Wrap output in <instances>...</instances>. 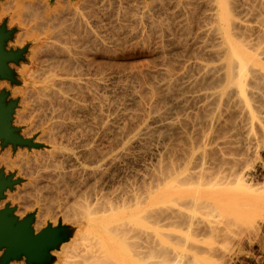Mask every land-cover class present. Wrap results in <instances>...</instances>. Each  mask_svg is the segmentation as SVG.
<instances>
[{
	"label": "bare ground",
	"instance_id": "1",
	"mask_svg": "<svg viewBox=\"0 0 264 264\" xmlns=\"http://www.w3.org/2000/svg\"><path fill=\"white\" fill-rule=\"evenodd\" d=\"M41 1L43 0H29L22 3L18 0H14L10 8L18 10L20 14L22 13L23 16L25 15L27 20L34 21L36 23V27H38L37 30H44V32L40 33L41 36L44 34V37L42 36L44 39L41 40L34 49H32L35 50V53L36 51L38 53L36 57L32 56V59H34L35 62L37 61V65L40 66L39 68H36L34 72L32 69V72H29L30 86L27 87L25 84L27 88L23 89V103L26 104V109L27 111H30V115L34 114V118L38 116V121L36 122H39V125V119L42 120V118H40L39 114L35 113L39 111H42L41 113H43V110L45 108H48L52 111L50 122L47 124L48 126L44 133L50 139V141L52 140L54 143L58 144L60 150H56V147L54 146L55 149L53 151L50 150L52 152H49V156L47 155L48 158L46 157V159L45 157H43V159L45 158L46 160H40L37 158H34L35 160L28 159V161L26 162H24L23 160L24 163L22 162V169L25 175L28 177L29 184L32 186V188L41 187L43 189H46V191L50 188H62L59 193L57 190V193L55 192V194H59L60 198L62 197V195H65L64 198L66 197L64 200L67 201V203H64L62 201L63 198L62 200L59 199V201H57L55 200V196H53V200L55 201H53L52 198L48 199L50 200V203L46 207L48 211H53V209L57 206V208L55 209L57 211L58 209H60L61 215L59 216V218L61 223L69 221L73 224V227L68 224L70 233L66 230V228H62L61 225L60 227H54L57 231L53 232V234L51 235V239L49 240L52 243V246L55 245V247H60L62 245L63 239H66L64 244L71 241L66 244L67 248L68 246L71 247V250L63 253L61 252V256L57 254L56 256L59 255L60 260L57 263V259H52V261L54 262L53 264H187L188 262L183 261L186 260L187 257L185 258L184 256H181V254H179L180 252H172L171 248L167 247L164 244L168 243L167 241L165 242L164 240V243L160 241V237L158 238L159 232L163 229L185 232L187 233V238H185V241H188L191 235L204 236L212 233L214 234V232L218 228V225L216 226V223L218 222H215L214 219H217L223 213V210L226 211L228 208L229 210H233L234 207L236 209L237 206H243L242 204H244V201L249 200L251 195L256 190H254L251 185H248L247 180L249 179L250 175L248 176V178H246L248 175V166L246 164V161L244 162L242 156L246 152L251 151L252 145H254V141L258 139L259 134H261V136H264V0H189V2L186 3V5L191 6L190 4L192 3V1H196V3H199L198 1H200L205 8L204 11L202 8V16L199 15L201 18L200 20H198L199 22L197 24L198 32L194 37V43L196 45V47H194L195 51L193 50L194 53L191 56L190 60H188V57V61L186 60L187 62L185 63L178 62V64L175 65L168 64L166 68L164 67L165 69H163V71L159 74V80L157 78L158 82L156 81L157 83H152L153 85L149 87L147 86L146 88H144V86V89L142 90L143 92L140 90L142 92V95L139 96L138 101L136 100V108L134 107L136 111L133 110L134 113L132 112L131 115L129 114L131 118L129 129L127 128L128 130H124L123 132L120 131V134L122 136H128L129 139L128 141H126V138V143L124 142L125 145L122 146L123 148H117L119 146L118 145L116 148L119 149V151L115 150L116 152L113 150L115 149L113 148L114 146L111 148L102 149L103 147L100 148L95 144L96 140H94L93 142L88 139V130L87 133L84 134L85 132H82L83 128L82 130L80 129L82 125L81 121H79L80 119L76 121H74L73 119L71 120V122L73 121V123L70 124H72L73 126L71 125L72 127L70 128H72L71 130H73V132H71L70 129L69 131L71 133L67 130L71 135L67 134L69 135V137L67 136L68 138L66 144L62 142V138H66L65 135L67 131H64L65 135H62L61 131L63 129L65 130V127L67 128V125L66 123L58 121L57 119L62 116L63 112H68L69 110L80 112L84 107L81 105V103H83V100L81 102V93H84L85 87L82 85L81 80L79 78H76V76H79L83 73L81 71L83 69H81L82 66L80 67L81 64H79V51L76 52L77 49L74 47L78 44L77 39L78 37H80L75 33H77V31L85 32L84 29L86 28V25L81 21H78L77 16L71 14L72 12L68 9V11H63L62 9L49 10V8L47 7L48 5L46 6V4H42L43 2L41 3ZM67 1L69 2V0ZM173 1L174 0H172V2ZM89 2H91V0ZM130 6L132 8L133 5ZM195 8H197L196 5ZM167 9L168 11L170 10L168 8V4ZM77 10H79L78 6ZM77 10L75 11L77 12ZM174 11L176 12V10ZM5 12L6 11L3 10V13ZM91 13L94 14V12ZM179 13L181 12L179 11ZM124 14L122 18L124 17ZM138 14H135L136 17H138ZM165 14L166 13H164V15ZM175 15L176 14L174 13V17ZM196 16L198 17L197 14ZM148 17L150 18V16ZM159 17L162 16L160 15ZM197 17L195 19H197ZM154 18L158 19V17ZM134 19L135 21L137 20V18ZM140 20H142V18ZM117 21L119 20L117 19ZM142 22L144 23L143 20ZM152 22V28L157 30L156 33H160V37L163 38V36H165V31L163 30L165 26H163V23L159 24L157 22H154L153 19ZM139 25L141 24L139 23ZM129 26H131V24ZM168 26L169 24L167 25V27ZM115 28H117V25ZM81 29L82 31H80ZM173 29L170 30L173 32ZM86 31L88 32L87 29ZM151 31L153 32V30ZM192 32L193 31H191V33ZM149 33L150 35L152 34L151 32ZM87 35L89 37V35L92 34L88 33ZM30 36L32 37V34ZM75 36H77V38H75ZM142 36L145 35L142 34ZM83 37L84 36H82L80 39H82ZM94 37L96 38V36ZM167 37H169L168 39H170L171 36ZM190 37L192 38V36ZM37 41H39V38ZM81 42L84 44L83 41ZM171 42L166 39L164 43L162 42L161 50L156 49L159 48L158 45V47H152V49H156L158 50V52L160 50L162 54H167L169 53L168 48ZM4 43L6 44V40L3 41V46L1 47L2 50H5ZM82 43L81 46H84ZM189 43H187L186 41V44ZM20 44H22V42ZM178 44H183L180 43V39L177 42V45ZM78 45L80 46V44ZM101 45H103V43ZM107 45L108 44H106L104 50L107 48ZM85 48L81 50L84 51ZM89 49L91 51L93 48ZM179 54L180 53H178V55ZM188 55H190V53ZM40 56H42V58H40ZM86 56L87 55H85L84 57ZM152 56L154 57V55ZM101 57H103V55ZM93 58L92 60H94ZM167 58L164 57V59L162 58L161 60H163L164 62L166 61L167 63ZM96 59L97 58H95L94 61H96ZM149 59L151 58H148V60ZM155 59L156 57L154 58V60ZM87 60H90V58ZM2 63L5 66L6 63L8 64V61H2ZM134 68L137 67L134 66ZM154 70L156 71V69ZM19 74H21V71ZM86 74L87 73H85V76ZM124 75H126V73ZM83 77L81 78L83 79ZM86 77L85 80L87 79ZM82 81L83 83H86L84 82V79ZM88 83L85 85H88ZM99 85L97 86L100 87ZM120 87H122V85ZM90 90L91 89H89V93ZM135 90H137V88ZM83 98L86 99L85 97ZM117 99L119 100V98ZM88 100L86 99L85 101ZM118 102L120 103V100ZM114 106H116V104ZM119 108L118 110H120ZM131 109H133L132 106ZM24 112L26 113V111ZM75 114L76 113H74L73 116ZM22 115L25 116V114ZM13 116L15 115L13 114ZM46 116H48V113L46 114ZM44 119L45 118L43 116V121L45 122ZM19 120L21 121V119ZM96 120L100 121V119ZM36 122L35 124L37 125ZM109 122H112V120ZM88 126L86 127L88 128ZM42 127L44 126L42 125ZM39 128H41V126ZM95 131L97 130L95 129ZM29 136H31V134ZM261 136L258 139L259 141L261 139ZM59 137H61V141H59ZM69 138L70 140L73 139L75 141L76 139H78L80 141L79 143H76V146L75 144H71L70 141L68 142ZM161 138L162 140H169V143L167 142V145H169L167 146L165 144L167 148H164L166 149L168 159L165 160V157H162L164 159L159 158L160 160L156 165L157 168L155 167L154 170L152 167V169L154 170L152 173L146 172L140 177L138 176L139 178L134 181H125V183H116V185L113 184L111 189L109 190H105L102 187L104 178L108 176L110 168H112L113 164H115L118 160H122L123 158H127V160L129 159L128 157L131 156L130 148L131 146H133L132 143L137 144V142L141 140L148 142L151 140L156 141L160 140ZM262 139H264V137ZM113 141L111 144H113ZM149 143L147 144L149 145ZM142 146L144 145L142 144ZM156 146H158V144H156ZM159 146L161 145L159 144ZM77 150L78 152H80V156L78 153H76ZM154 153H156V150ZM161 155L162 154H160V156ZM75 160H79V163L75 162L76 165L70 164L71 167L67 166L68 163L65 165L66 162L70 163L72 161L71 163H73V161ZM89 180H94V182L90 184L88 182ZM29 184L28 186H30ZM82 184H84L85 186L84 190L81 192V194L77 192V194L79 195L78 197L76 196L77 198L75 197L76 200L72 203L69 202L70 204H68V197L76 195L75 193L77 188ZM71 186H76V188L74 189V187ZM36 192L35 194H37ZM41 192L45 191L43 190ZM49 192L52 195L51 190ZM48 195L49 194H47L46 196ZM51 195L49 196L51 197ZM41 196H43L42 193L39 197ZM39 197L38 200L40 202H43V198L41 200L39 199ZM46 203H43L41 207V205H39L40 203L37 201L36 206L38 207L39 212L43 211L44 204L46 205ZM219 219L221 218L219 217ZM61 223L59 222V224ZM154 232H158V234H154ZM160 233L163 234V232ZM165 233L164 235L167 234ZM68 236H70V240L68 239ZM73 236L75 237L73 238ZM48 248L45 249L47 253ZM213 251L210 250V256L214 255ZM44 257H46V255H44ZM200 261L201 260L194 258L192 260V263L190 264H200ZM8 262H10V260H6V262L3 261L2 264H7Z\"/></svg>",
	"mask_w": 264,
	"mask_h": 264
},
{
	"label": "rangeland",
	"instance_id": "2",
	"mask_svg": "<svg viewBox=\"0 0 264 264\" xmlns=\"http://www.w3.org/2000/svg\"><path fill=\"white\" fill-rule=\"evenodd\" d=\"M13 1L14 0H12V1L11 0H0V13H1V15H0V33L3 32L2 33V37H3L2 46H3V41L6 40V44L4 43V49L5 50H3V53H5V55L7 57L6 62L8 61V64L6 63L5 67L2 69V71H0V84L2 85L4 83L2 86L0 85V106H4V107H6V109L9 107L7 109L6 119H7V123H8V128L10 129L14 138L16 139L13 141L12 140H6L5 141L4 138H0V158H1L0 159V181L6 182V187L3 189L2 193H1L2 195L0 197V212L8 210L9 211V218L15 220L16 225L23 224V223L27 222V224H28L27 228L33 234V236H38L47 230H52L55 232L57 230H55L54 227H60V225L62 228H66V230L70 233V231H69L70 228L68 227V224L71 225L72 227H73V224L69 221L68 222L65 221V222L61 223L60 218H59V216L61 215L60 209H58V211H57L55 209V208H57V206L53 209V211H48L46 209L47 205H49V203H50V200H48V199L52 198V200H53L54 199L53 196H55V200L59 201V199L62 200V198H63L62 201L64 203L65 202L67 203V201L64 200L66 198V197L64 198L65 195H62V197L60 198L59 194H55V192L57 193V190L59 193L62 188H60V189H57V188L51 189L50 188L49 190L47 189V191H46V189H43L41 187L32 188V186L29 184L28 177L25 175V173L22 169L23 160H24V162L28 161V159L29 160H35L36 158L40 159V160H46L48 158L47 155L49 156V152H52L55 149V147H56V150H58V151L60 149L58 147V144L54 143L52 140L50 141V139L44 133L45 130L47 129V126H48L47 124L50 122V117H51L52 111L49 110L48 108H45L46 110L44 109L45 112L48 111L47 112L48 116H46L47 113H45L44 110H43V113H41L42 111H39L40 113L39 112L35 113V114H39L40 118H42V120L39 119V121H40V125H39V122L38 123L36 122V121H38V116L36 118H34L35 117L34 114L30 115V111L29 110L27 111V109H26L27 108L26 104L23 103V98H24L23 89L30 86L29 85V79H30L29 72H32L31 69L34 72L35 69L39 68V66H40V65H37V63H36L37 61L35 62V60L32 59V56L36 57L38 54L37 51L35 53L34 52L35 50H32V49H34L39 44V42L44 39L43 38L44 34L42 33L43 37L40 34L41 32H44V30L38 29L39 30V32H38V30H37L38 27H36V23L34 21L27 20L25 15L23 16L22 13L20 14V12L18 10L14 9V8L13 9L10 8ZM18 1L24 3V2L29 1V0H18ZM63 1H64V3H63ZM63 1L62 0H53V1L52 0H47V1L43 0V1H41V3L43 2L42 4H46V6L48 5L47 7L49 8V10L62 9L63 11H68V10L71 11L72 13L71 12L70 13L76 15L78 18V21H81L83 24H85L86 28L84 29L85 32L77 31V33H75L77 36H80L77 39V41H78L77 43L80 44V46L77 44L74 47L77 49L76 52L79 51V55H78V53H77V55H78V58L79 57L81 58V59L79 58V60H80L79 64H81L80 67L82 66L81 69H83V70H81L83 73L80 74L79 76H76V78L77 79L79 78L81 80L82 85L85 87L84 93L83 94L81 93V96H82L81 102L83 100V103H81V105L84 107L80 112L79 111L75 112L72 110L71 111L69 110L68 112H63L62 116H60L59 119H57L58 121L66 123L67 128H68L67 129L65 127V130L63 129L61 131L62 135L67 130L69 131V129L71 132H73V130H71L72 128H70L73 126L72 124H70V123H73V121L71 122L72 119L74 121L80 119L79 121H81V124L83 126L81 125V128L80 127L79 128L81 130L83 128L82 132L83 133L85 132L84 134H86L87 130H88V133H87L88 139H90L93 142H94V140H96V141L98 140L97 142L95 141V144L97 146H99L100 148L103 147L102 149L111 148L114 146L113 148H115V149H113V148L112 149L114 151L115 150L119 151V149H117V148H120V149L123 148L122 146H124L126 141H128V139H129L128 136L127 137L122 136L120 134V131L123 132L124 130L129 129V124L131 121L130 115L132 114V112L134 113V111H136V109H135L136 108V100L138 101L139 96L142 95V92H143L142 90L144 88H146L147 86L149 87V86L157 83L158 82L157 78L159 77V74L163 71V69L166 68V66L168 64L175 65V64H178V62H184L185 63L188 60H190L191 56L193 55V53L195 51L194 47H196V45L194 43V41H195L194 37H195L196 33L198 32V29H197L198 25L197 24L199 22L198 20H200V18H201L200 16H202V13L205 9L204 5H202V3L200 1H198L200 4L196 3V1H194V2L192 1V3L190 1V3H191L190 5L192 6L191 7L189 5H186V3L189 2V0L188 1L187 0H184V1L183 0L182 1L181 0H176V1L174 0L173 2H172V0H91V2H89L90 0H69V2L67 0H63ZM159 1H160V3H159ZM67 2L70 3L71 6ZM167 4H168V8L170 9L169 11H171V12L168 11ZM130 5H133L132 8ZM165 5H166V8H165ZM195 5L197 8H195ZM77 6L79 7V10H77ZM180 7L182 8V10ZM64 8H66V9H64ZM120 8H122V9H120ZM184 8H185V12H184ZM202 8H203V11H202ZM156 9H157V11H156ZM166 9H167V11H166ZM198 9H199V11H198ZM3 10L6 12L3 13ZM75 10H77V12ZM163 10H165V11H163ZM174 10H176L177 13ZM179 11L182 14L179 13ZM91 12H94L95 15ZM98 12H99V14H98ZM126 12H129V13H126ZM141 12H143L144 14ZM124 13L126 14V16ZM164 13H166L167 15L165 14L166 15L165 16ZM174 13L176 14L175 15L176 18L174 17ZM113 14H114V16H113ZM123 14H124V17L122 18ZM135 14L136 15L138 14V17H136ZM159 14L162 17H159L160 16ZM191 14H193V15H191ZM196 14L198 15V17L196 16ZM95 16H97V17H95ZM120 16H121V18H120ZM148 16H150V18ZM152 16L158 17V19L154 18ZM196 17H197V19H195ZM14 18H16V19H14ZM17 18H18V20H17ZM134 18H137V20L135 21ZM141 18L144 21V23L142 22V20H140ZM164 18H166L167 20ZM190 18L192 19V21ZM117 19L119 21H117ZM152 19L154 22H157L159 24L163 23V26H165L163 29L165 31L164 32L165 36H163L164 39L162 37H160V33H158V32L156 33L157 30L152 28V26H151V24H153ZM154 19H157V20H154ZM175 19H176V21H175ZM146 20H148L149 22ZM158 20H160V21H158ZM183 20H185V21H183ZM193 20H194V22H193ZM12 21H13V24H12ZM18 22L20 24L21 23L22 24L20 25ZM118 22H120V23H118ZM131 22H134V23H131ZM138 22L141 25H139ZM167 22L169 24L168 27H167V25H168ZM170 23H171V26H170ZM23 24H25V25H23ZM119 24H121V25H119ZM130 24H131V26H129ZM164 24H166V25H164ZM181 24H183V25H181ZM191 24H192V26H191ZM116 25H117V28H115ZM120 26H121V28H120ZM136 26H139V27L141 26V27L139 28ZM126 27H128V28H126ZM174 27H176V28H174ZM181 27H183V28H181ZM184 27L187 29H185ZM136 28H138V29H136ZM142 28H143V30H142ZM86 29L88 30V32L86 31ZM144 29H146V30H144ZM170 29L171 30L173 29L174 31L172 32ZM133 30H135V31H133ZM151 30H153V32ZM36 31L38 32V35H37ZM80 31H82V29ZM186 31H187V33H186ZM191 31H193V32L191 33ZM149 32H151L152 34L150 35ZM88 33L92 34V35H89V37H88V35H87ZM128 33H129V35H128ZM31 34H32V37L30 36ZM142 34L145 36H142ZM158 34H159V36H158ZM86 35H87V37H86ZM130 35H132V36H130ZM77 36H75V38H77ZM82 36H84V37L82 39H80ZM94 36H96V38ZM167 36H171L170 39H168L169 37H167ZM190 36H192L193 39ZM100 37H101V39H100ZM127 37H128V40H127ZM133 37H134V39H133ZM29 38H31V39H29ZM38 38H39V41H37ZM166 39L169 40L170 42L172 41L170 44L172 46L169 45V48H168L169 53L162 54V52L160 51L162 48V42L164 43V41ZM179 39H180V43H183L182 45H179V44L177 45V42L179 41ZM183 39H184V41H183ZM188 40L190 41V43ZM81 41H83L84 44ZM91 41H92V43H91ZM96 41H98V42H96ZM186 41L189 44H186ZM21 42H22V44H20ZM191 42H192V44H191ZM81 43L84 46H81ZM102 43H103V45H101ZM13 44H14V46H13ZM106 44H108L107 48L109 50L107 48H106L107 50L106 49L104 50V48L106 47ZM98 45H100V46H98ZM157 45L159 46V48H156V47H158ZM97 47H99V48H97ZM152 47L153 48L155 47L156 49H160L159 52L156 49L155 50L152 49ZM83 48H85L84 51H86V52L81 50ZM89 48H93V49L90 51ZM95 49H96V51H95ZM112 50H114V51H112ZM175 51H176V53H175ZM109 52L111 53V55ZM170 52H172V53H170ZM178 53H180V54L178 55ZM189 53H190V55H188ZM84 54L87 56L84 57L85 56ZM175 54H177V55H175ZM95 55H97V56H95ZM102 55H103V57H101ZM104 55H106V56H104ZM152 55H154V57ZM171 55H173L174 58ZM81 56H83V57H81ZM89 56H91V57H89ZM87 57H89L90 60H87V59H89ZM155 57H156V59L154 60ZM164 57H166V58L168 57L166 60L169 63L168 62L166 63V61L164 62L163 60H161L162 58L164 59ZM188 57H189V59H188ZM40 58H42V56H40ZM92 58L94 60H95V58H97V59H96V61H94V60H92ZM148 58H151V59L148 60ZM184 58H185V60H184ZM31 60H32V62H31ZM114 60L115 61L117 60L116 61L117 64L115 63ZM174 60H175V62H174ZM191 61H193V60H191ZM92 62H94V63H92ZM96 62H97V64H96ZM87 64L90 66V68ZM153 64H155V65H153ZM158 65H160V66H158ZM86 66L88 67V70H87ZM134 66L137 67L138 69L134 68ZM156 66L158 67V69ZM93 67H94V69H93ZM154 69H156V71ZM140 70H141V72H140ZM20 71H21V74H19ZM130 71L133 74H131ZM24 72H26V73H24ZM128 72H129V74H128ZM85 73H87L86 74L87 77L85 76ZM125 73H126V75H124ZM131 75H134V76H131ZM137 75H138V77H137ZM140 75H142L143 77ZM148 75L150 78L148 77ZM23 77L24 78L27 77V78L24 79ZM81 77H83L84 82H86V83H83V81H82L83 79ZM85 77L87 78L86 80H85ZM126 78H127V80H126ZM90 80H92V81H90ZM93 80L94 81L97 80V81L94 82ZM150 80H151V82H150ZM152 80H153V82H152ZM158 80H159V78H158ZM142 82H143V84H142ZM87 83H88L89 87H88V85H85ZM131 83H132V85H131ZM146 83L147 84L150 83V84L147 85ZM25 84L27 87L25 86ZM93 84L96 86L100 84L99 85L100 87H98V86L96 87ZM121 85H122V87H120ZM123 85H124L125 89H124ZM126 86H127V88H126ZM19 87H21V88H19ZM97 88H100V89H97ZM136 88H137V90H135ZM140 88H142V89H140ZM89 89H91L90 93H89ZM96 89L99 91H97ZM127 90H129V91H127ZM93 91H94V93H93ZM125 92H126V94H125ZM15 93H16V95H15ZM137 93H139V94H137ZM131 94H133V95H131ZM129 95H130V97H129ZM81 96H80V98H81ZM83 97H85L87 100L88 99L89 100L85 101L86 99H84ZM120 97L122 98V100ZM117 98H119L121 104L118 102L119 100ZM96 99H97V101H96ZM84 101H85V104H84ZM131 101H132V103H131ZM96 102H98V103H96ZM100 103H101V105H100ZM115 104H116V106H114ZM101 106H102V108H101ZM131 106L133 109H131ZM119 107H121V108H119ZM118 108L120 110H118ZM24 111H26V113L28 115ZM82 111H84V112H82ZM66 113H68L69 115L71 113L72 116L71 115L69 116ZM74 113H76L75 114L76 116L75 115L73 116ZM77 113H79V114H77ZM13 114L15 116H13ZM22 114H25L26 117ZM63 115L66 118H64ZM28 116H29V118H28ZM43 116L45 118L44 119L45 122L43 121ZM60 118H62V119H60ZM19 119H21V121ZM96 119H100V121L96 120ZM18 120H19V122H18ZM65 120L66 121L68 120V121L66 122ZM102 120H103V122H102ZM111 120L114 123L109 122ZM35 122L37 123V125L35 124ZM13 123H14V125H13ZM18 123H21V124H18ZM42 125L44 127H42ZM110 125H111V127H110ZM36 126H37V128H39L41 126V128L37 129ZM84 126H85V128H84ZM86 126H88V128L90 130ZM91 126L93 129L91 128ZM34 127L36 128V130ZM107 128H109V129H107ZM15 129H17V130H15ZM95 129L97 131H95ZM93 130H94V132H93ZM103 130L104 131L106 130L105 131L106 133ZM31 131H33V132H31ZM118 131H119V133H118ZM67 132H66V135L64 134L66 136V138L65 137L62 138L63 139L62 142L64 144H66L67 138L69 137V135H71L70 134L71 132L70 133L69 132L67 133ZM132 132H133V130H132ZM24 133H26V134H24ZM104 133H105V135H104ZM30 134H31V136H29ZM67 134H69V135H67ZM259 135L261 136V134H259ZM259 135H258V139L260 138ZM89 136H90V138H89ZM103 136H105V137H103ZM120 136H122V137H120ZM91 137L93 140L91 139ZM263 137L264 136H261V139ZM102 138H104V139H102ZM126 138H127V140H126ZM258 139H256L254 141V143L252 142L254 145H252L251 151L246 152L242 156L244 159V162L246 161V164L248 166V170H247L248 175L246 178H248V176L250 175L249 179L248 180L246 179L248 182V185H251V187L254 188V190L255 189L256 190L251 195L249 200L244 201V204H242L243 206H241V207L237 206L236 209L234 207L233 210L232 209L229 210V208H228L226 210L227 212L225 210H223L222 211L223 213L219 216L221 219H219V217L217 219H214L215 222H218V223H216V226L218 225L217 226L218 230L216 229L217 232L215 231L214 234L212 233V234H208V235H204V236H202V235L192 236L191 235L189 237L188 241H185L186 240L185 238H187V233H185V232L170 231L168 229L161 230L160 232H163V234L159 232L158 238L160 237L159 238L160 241L163 243H164V240H165V242L167 241L168 243H164V244L167 247L171 248L172 252L173 251H174V253L180 252L179 254H181V256H184L185 258L187 257L186 258L187 261L183 260L185 262H188L187 264L192 263V260L194 258L201 260L200 264H264V139H262V140L260 139V141ZM71 140L69 138L68 142L70 141L71 144H73V145L75 144L76 146H77L76 143H79V141H80L78 139H76L75 141L73 139H71ZM163 140L161 138L160 140H156V141L151 140V141H149L150 143L148 141H144V140L137 142V144L132 143L133 146H131V148H130L131 156L128 157L129 159L127 160V158H125V159L123 158L124 159L123 160L121 158L122 160H118L119 162L117 161L115 164H113L112 168H110V172L108 173V176L104 178L105 184L102 182L103 183V185H102V183H101L102 187L105 190H107V189L109 190V189H111L113 184L116 185V183L117 184L125 183V181H131V180L134 181L146 172L152 173L155 170V167L157 168L156 165L158 164V161L160 160L159 158L165 157L166 158L165 160L168 159V155L166 154V149H164V148L165 147L167 148V146L169 145V144L167 145V142L169 140L168 139L167 140L163 139ZM59 141H61V137H59ZM112 141H113V144H111ZM153 141L155 144L153 143ZM159 141H160V143H159ZM116 142H117V144H116ZM28 143H29V145H28ZM147 143H149V145ZM142 144L144 146H142ZM156 144H158V146H156ZM159 144L161 146H159ZM104 145H106V146H104ZM145 145H146V147H145ZM152 146L153 147L155 146L154 147L155 149ZM254 146H255V148H254ZM132 148H133V150H132ZM157 148H158V150H157ZM50 150H52V151H50ZM155 150H156V153H154ZM150 151H152V152H150ZM76 153H78L80 156V152H78V150L76 151ZM132 153H134V154H132ZM160 154H162V155L160 156ZM8 155H9V157H8ZM132 155H133V157H132ZM4 157H6L8 159H6ZM43 157H45V158L47 157V158L43 159ZM162 159H164V158H162ZM125 160H126V162H125ZM3 161H4V163H3ZM71 162L70 163L66 162L65 165L68 163L67 166L71 167V165H76L77 162L79 163V160L78 161L75 160V161H73V163H71ZM117 163H119V164H117ZM152 167L154 170L152 169ZM151 169H152V171H151ZM88 182L91 184L94 182V180H89ZM89 183H88V185H89ZM28 184L30 186H28ZM71 187H74V189L76 188V186H71ZM84 188H85L84 184H82L80 187H78L76 190V193H75L76 195L68 197V199H69V200L67 199L68 204H70L69 202L72 203L73 201H75L76 198L78 197V195L81 194V192L84 190ZM42 189L45 192H41V191H43ZM53 189H54V191H53ZM50 190H51L52 195L49 192ZM35 192L37 194H35ZM77 192L79 194H77ZM41 193L43 196L39 197L41 195ZM47 194L51 195V197L49 195L46 196ZM44 195L46 196V198ZM38 197L41 200L43 198V200H42L43 202H40L38 200ZM44 198L46 199V201ZM55 200H53V201H55ZM37 201L40 203L39 205H41V207H42L43 203L47 202L46 205L44 204L43 211L39 212L38 207L36 206ZM34 203H35V205H34ZM54 210H55V212H54ZM42 217L44 218V220ZM44 222H45V224H44ZM59 222L61 224H59ZM65 226H67V227H65ZM164 233L166 235H164ZM154 234H158V232L157 233L154 232ZM70 236H68L69 240H70ZM163 236H165V237H163ZM74 237L75 236H73V238ZM65 240L63 239L62 245L61 244H60L61 246L59 245L60 247H55V245H54V246L48 248V253L45 250L47 248H45L44 249L45 251L42 250V252L40 254H38V255L36 254L37 258L31 261L33 263L29 262L28 257L25 254H20L19 256L11 258L10 262H8L7 264H53L54 262L52 261V259H54V258L57 259V263H58L60 260V256L62 255V254L60 255V253L61 252L62 253L67 252V251L71 250V247L68 246V248H67V246H66V244H68L71 241L64 244ZM66 249H68V250H66ZM6 250H7V247H0V255H1L0 256V264H2V262H3V258H4ZM210 250L211 251L214 250L213 256L209 255ZM57 254H59L60 256L59 255L56 256ZM44 255H46V257H44Z\"/></svg>",
	"mask_w": 264,
	"mask_h": 264
},
{
	"label": "water",
	"instance_id": "3",
	"mask_svg": "<svg viewBox=\"0 0 264 264\" xmlns=\"http://www.w3.org/2000/svg\"><path fill=\"white\" fill-rule=\"evenodd\" d=\"M2 34L0 33V49L2 47ZM7 57L3 50L0 51V71L5 67L2 63L6 62ZM7 109L0 106V138L6 140H16L8 128L6 119ZM6 182L0 181V197ZM27 222L16 225L15 220L9 218V211L0 212V247H7L3 261L10 260L13 257L25 254L29 262L36 259V254H40L45 248L51 247L49 241L54 231L47 230L38 236L33 234L27 228Z\"/></svg>",
	"mask_w": 264,
	"mask_h": 264
}]
</instances>
